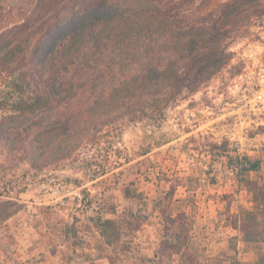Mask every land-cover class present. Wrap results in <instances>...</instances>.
<instances>
[{
	"label": "trees",
	"instance_id": "obj_1",
	"mask_svg": "<svg viewBox=\"0 0 264 264\" xmlns=\"http://www.w3.org/2000/svg\"><path fill=\"white\" fill-rule=\"evenodd\" d=\"M198 1L40 0L38 8L50 15L29 48L27 62L11 80L17 95L0 99V108L10 111L0 117V141L38 168L70 155L81 141L91 139L88 131L98 125L120 117L144 125L164 118L185 90H197L229 63L222 46L232 30L250 21L241 14L261 9L263 0H227L217 13L191 16ZM18 33L11 29L0 36V67L11 72L26 54ZM206 146L212 157L228 158L227 167L255 205L241 215L226 207V225L245 245L264 242V186L245 174L258 170L259 160L231 155L223 143ZM99 168L95 175L106 172ZM166 181L152 207L160 218V238L151 256H134L132 263L239 264L237 235L230 238L233 254L225 257H207L193 241L196 177L175 175ZM179 187L183 193L177 197ZM121 191L141 206L127 205L119 215L93 218L100 249L129 250L149 217L142 192L129 186ZM11 204L0 202V221L11 215ZM67 227L76 234L74 222ZM258 264H264V254Z\"/></svg>",
	"mask_w": 264,
	"mask_h": 264
},
{
	"label": "rangeland",
	"instance_id": "obj_2",
	"mask_svg": "<svg viewBox=\"0 0 264 264\" xmlns=\"http://www.w3.org/2000/svg\"><path fill=\"white\" fill-rule=\"evenodd\" d=\"M225 1L200 0L191 16L217 13ZM39 3L0 0V36L16 30L27 46L14 72L0 67V99L17 95L11 80L27 62L29 48L50 15L38 8ZM260 8L243 12L250 21L232 30L222 46L229 63L197 90H185L178 104L165 110L164 118L144 125L120 117L98 125L89 129L91 139L81 141L70 155L38 168L18 149L0 141V202H12L7 208L11 215L0 221V264H102L96 260L101 257H106L103 264H133L134 256H151L161 235L153 200L167 188L166 178L175 175L196 177L192 235L205 255L233 254L230 238L237 235L239 264H258L264 243L245 245L238 232L226 225V207L241 215L251 206V194L227 167L228 158L212 157L206 145L223 143L231 155L259 160V169L245 174L264 186V0ZM9 112L0 108V117ZM99 167L106 172L95 175ZM54 182L71 187L53 192ZM123 186L143 193L149 217L129 250L100 249L93 218L119 215L127 205L141 206L124 198ZM182 193L179 187L177 197ZM72 222L75 235L67 227Z\"/></svg>",
	"mask_w": 264,
	"mask_h": 264
},
{
	"label": "built area",
	"instance_id": "obj_3",
	"mask_svg": "<svg viewBox=\"0 0 264 264\" xmlns=\"http://www.w3.org/2000/svg\"><path fill=\"white\" fill-rule=\"evenodd\" d=\"M71 187V184H65V183H62V182H54V187L55 189L53 190V192H60L61 189H64L66 187ZM45 188V185L43 186ZM46 189V188H45ZM46 191V190H45ZM64 195H67V194H63Z\"/></svg>",
	"mask_w": 264,
	"mask_h": 264
},
{
	"label": "crops",
	"instance_id": "obj_4",
	"mask_svg": "<svg viewBox=\"0 0 264 264\" xmlns=\"http://www.w3.org/2000/svg\"><path fill=\"white\" fill-rule=\"evenodd\" d=\"M249 195H250V194H248V197H249ZM249 203H250V205H251L249 208H254V207H255V205H254V203L251 201V199L249 200ZM262 207H263V206H261V205L259 206V208H262ZM246 209H248V208H246ZM244 210H245V209H244ZM242 213H243V211H242ZM239 242H243L241 236H240V241H239ZM261 243H264V242H260V243H257V244H261ZM105 259H106V257H104V258L101 257V258H98V259H96V260H101V261H102V264H103V263H105V262H104Z\"/></svg>",
	"mask_w": 264,
	"mask_h": 264
}]
</instances>
